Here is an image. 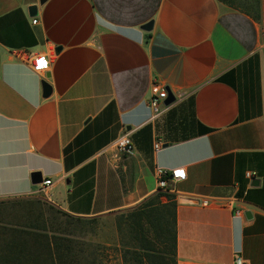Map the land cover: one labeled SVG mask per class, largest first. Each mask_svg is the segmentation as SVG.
I'll list each match as a JSON object with an SVG mask.
<instances>
[{"label": "crops", "instance_id": "obj_1", "mask_svg": "<svg viewBox=\"0 0 264 264\" xmlns=\"http://www.w3.org/2000/svg\"><path fill=\"white\" fill-rule=\"evenodd\" d=\"M154 82L175 95L156 117ZM157 167L184 170L177 264H264V0H0V201L106 218L156 193Z\"/></svg>", "mask_w": 264, "mask_h": 264}, {"label": "trees", "instance_id": "obj_2", "mask_svg": "<svg viewBox=\"0 0 264 264\" xmlns=\"http://www.w3.org/2000/svg\"><path fill=\"white\" fill-rule=\"evenodd\" d=\"M33 203L38 206L33 220L23 225L0 224V264H100L98 246L73 239L65 230L49 231L42 202L34 200L29 205ZM54 212L81 218L61 209ZM119 213L116 229L122 264H177L174 194L157 191Z\"/></svg>", "mask_w": 264, "mask_h": 264}, {"label": "rangeland", "instance_id": "obj_3", "mask_svg": "<svg viewBox=\"0 0 264 264\" xmlns=\"http://www.w3.org/2000/svg\"><path fill=\"white\" fill-rule=\"evenodd\" d=\"M234 3L236 0H228ZM39 200L45 210L48 230L60 229L71 233V237L92 246H98L100 264H122L120 260L116 220L120 213L109 217H82L75 219L54 212L59 209L41 196L20 197L0 201V224L23 225L28 219L38 216L36 204L29 202ZM53 207V209L51 208ZM32 208V209H31ZM51 208V209H50ZM28 210H32L31 212ZM50 231V230H49Z\"/></svg>", "mask_w": 264, "mask_h": 264}, {"label": "built area", "instance_id": "obj_4", "mask_svg": "<svg viewBox=\"0 0 264 264\" xmlns=\"http://www.w3.org/2000/svg\"><path fill=\"white\" fill-rule=\"evenodd\" d=\"M37 19L33 18L32 22H36ZM32 69L36 72H45L49 69V59L44 54H36L33 55L29 59ZM167 97V91L163 88L159 83L154 82L151 85L150 89V98H149V106L152 112V117H156L160 115L163 111H165L166 107L163 104L164 99ZM114 146L119 153L130 155L133 152V143L131 139V135L129 131L123 132L119 137H117L114 141ZM162 146V142L159 139H156L153 142L154 150H159ZM157 175V190L174 193L175 185L177 181L184 179V170L183 169H171L170 171L163 169L161 167H157L155 170ZM247 176L250 177V174L247 173ZM51 184L49 179L43 180L41 182L40 191L45 193V189L48 185ZM208 199L204 198L201 200L202 205L208 204ZM240 210H236L237 215H241ZM236 262L239 261V257H235Z\"/></svg>", "mask_w": 264, "mask_h": 264}, {"label": "water", "instance_id": "obj_5", "mask_svg": "<svg viewBox=\"0 0 264 264\" xmlns=\"http://www.w3.org/2000/svg\"><path fill=\"white\" fill-rule=\"evenodd\" d=\"M45 0H39L40 3H43ZM29 14H36L37 13V6L36 5H30L28 8ZM153 25V20H149L148 22L144 23L143 25L140 26L141 29L143 30H151ZM61 47L57 46L56 50H60ZM46 77H49V74L46 75ZM42 85V89H43V97H47L50 93H51V86L45 81L43 80L41 82ZM167 91V97L164 99L163 104L165 106H169L170 104H172L175 101V95L171 92V90L167 87L166 88ZM168 145V143H164L163 147H166ZM31 181L33 184H38L42 182V177L41 174L39 172H34L32 174L31 177ZM251 185H258L259 184V179L256 177H253L250 181ZM245 215L249 218L251 217V214L247 211L245 213Z\"/></svg>", "mask_w": 264, "mask_h": 264}]
</instances>
